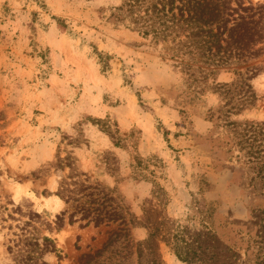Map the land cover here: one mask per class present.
Returning a JSON list of instances; mask_svg holds the SVG:
<instances>
[{"label":"rangeland","instance_id":"obj_1","mask_svg":"<svg viewBox=\"0 0 264 264\" xmlns=\"http://www.w3.org/2000/svg\"><path fill=\"white\" fill-rule=\"evenodd\" d=\"M124 1L0 0V264H264V0Z\"/></svg>","mask_w":264,"mask_h":264},{"label":"trees","instance_id":"obj_2","mask_svg":"<svg viewBox=\"0 0 264 264\" xmlns=\"http://www.w3.org/2000/svg\"><path fill=\"white\" fill-rule=\"evenodd\" d=\"M191 1L187 0L183 3V0H125L124 3L117 7L114 12V17L119 20H127L128 18L135 24V28L139 29L143 34L150 35L151 33H154L156 35L157 39L162 38V40H166L165 35V25L166 22H169L171 19L175 18L174 11L178 9L181 13V17H184L185 14H188L189 17L193 18L191 15ZM180 3L182 4L181 7L177 6L176 4ZM242 2H240V6H242ZM233 9V8H232ZM247 9V7H245ZM234 10V9H233ZM199 10H195V13L197 14ZM200 12V15L202 17H205V14ZM223 11L216 9V20L222 16ZM228 15H230L228 13ZM159 25H158V24ZM253 23V21H251ZM165 35V36H164ZM263 37L258 36V38L254 42H259L258 40H261ZM255 44V43H254ZM106 58L108 56L104 57L103 54H99V63L103 67V71L106 68ZM71 159V157H67L64 160L68 161ZM64 160L60 159L59 162L63 165ZM70 165V162H66V165ZM71 178V177H70ZM85 182H89L88 178H86L83 181L74 180L70 183L67 180L63 179V182L60 186V190L57 192L59 196H61L63 199H65L67 202L69 201H79L80 199H77L73 197L71 194L75 192L74 190H71V188L67 187L68 185L74 186L81 184L83 187L82 190L79 191V193H82L85 191V189L89 188H96L91 185L85 184ZM69 194H65V193ZM92 195V193L90 194ZM105 197L110 202H116V197L113 196L111 193H106ZM120 207L119 204L116 205L112 210H102L95 216V224L99 225L105 222H117L120 220V224H126V216L122 213V208L118 209ZM83 210L82 219L85 220L88 218L89 214L86 213L85 208H81ZM128 214H130L128 212ZM38 215V214H36ZM75 214L71 216L70 222L74 223L75 220ZM92 219L88 220L85 226L89 225ZM43 245L44 250L52 253H58L60 255V251L56 246L55 240L49 236L43 237Z\"/></svg>","mask_w":264,"mask_h":264}]
</instances>
